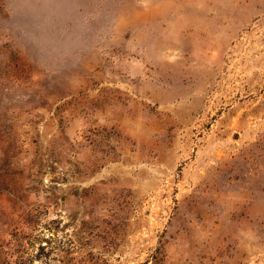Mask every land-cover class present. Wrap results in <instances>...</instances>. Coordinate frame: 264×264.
I'll list each match as a JSON object with an SVG mask.
<instances>
[{
	"label": "rangeland",
	"instance_id": "1",
	"mask_svg": "<svg viewBox=\"0 0 264 264\" xmlns=\"http://www.w3.org/2000/svg\"><path fill=\"white\" fill-rule=\"evenodd\" d=\"M0 264H264V0H0Z\"/></svg>",
	"mask_w": 264,
	"mask_h": 264
}]
</instances>
